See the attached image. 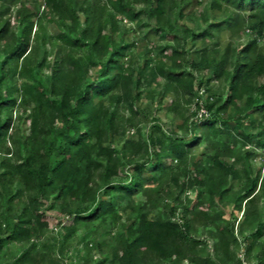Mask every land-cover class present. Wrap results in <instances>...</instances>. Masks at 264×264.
<instances>
[{"label":"trees","instance_id":"obj_1","mask_svg":"<svg viewBox=\"0 0 264 264\" xmlns=\"http://www.w3.org/2000/svg\"><path fill=\"white\" fill-rule=\"evenodd\" d=\"M151 93L158 102L142 104ZM257 148L264 0H0V252L30 239L42 203L68 218L66 240L80 232L87 254L98 251L90 264H264ZM229 205L242 211L237 227ZM64 244L50 254L31 241L9 264H59Z\"/></svg>","mask_w":264,"mask_h":264},{"label":"rangeland","instance_id":"obj_2","mask_svg":"<svg viewBox=\"0 0 264 264\" xmlns=\"http://www.w3.org/2000/svg\"><path fill=\"white\" fill-rule=\"evenodd\" d=\"M124 23H126L130 27L135 26L131 22H128L127 20H124ZM250 23L251 21H247L245 23V28H247ZM47 31L56 32V29L52 24H48ZM245 32H248V30H245ZM148 34H150V32H148ZM238 34L243 38L244 35H242L240 32H238ZM148 41L150 42L149 46L151 47L155 46L156 48H159L160 45L158 42V37L156 35L152 34L151 36H149ZM230 41H231V33L229 31H224L222 33V42L226 43ZM138 43L142 44V41L139 39ZM164 58L166 62L169 63V60H170L169 50L165 52ZM21 71L22 69L19 68L18 73H20ZM156 81H158V79H156L155 82ZM152 96H153L152 93L149 95H145V98L142 104H145V102H148V101L150 102L155 101V103H157L158 100L157 99L154 100V96L153 97ZM171 99L172 97L169 96L168 102H170ZM191 106H193V104ZM152 115L159 116L161 118V123L164 124V128L166 130H169L170 128L177 130L176 126L179 123V121L174 118L173 114L167 112L166 105H159V106L155 105L154 108L152 109ZM148 120L149 118H146L143 115H141L139 117V120L137 121L138 125L141 124L143 126V132H146L147 126L151 124L150 121ZM20 126H21V129H23L24 126L22 124ZM133 133H134V129L130 132V134H133ZM20 134H21V130H20ZM262 152L263 150L261 148H257V150L255 151V153H253V156L251 158V164L254 167L258 166L260 168V171H261L260 179L264 175V162L261 160ZM7 167L8 165L7 163H5L4 168H7ZM260 179L258 180V187L260 185L259 184ZM145 182L149 183L150 182L149 178H146ZM188 194L190 198H193L195 196V192L191 190L188 191ZM176 199H177L176 203H179V204L183 203V195H179ZM21 200H27V202H29V200L26 199V197L24 196H21L20 198H18V201H21ZM1 202L2 201H1V196H0V220H3L2 214H1L3 207H2ZM10 204L14 208L15 207L17 208L18 206L17 203L14 201H11ZM39 207L41 208L42 213H41L39 223L36 225L37 230L33 229L32 231L33 235L30 237V239L24 240L22 242L20 241L10 242L4 245L0 252V264H9L12 261V259L31 241L36 242L37 250H42L43 252L50 253V254H57L60 248V241L64 240L65 244L63 246V250H64V253L66 254V257L65 258L61 257L59 260L60 262H65L66 264H90L99 258L100 254L98 253L97 250L93 249L90 254H87L84 242H78L81 236L80 232L72 233V234L70 233L69 237H67V240H66L65 233L67 232V229H65L64 226L67 223V219H68L67 217L62 216L59 212L55 210H46V211L43 210L44 205L42 203H39ZM117 209L119 211L118 220L122 222V225L126 224L127 221L124 215L125 214L124 208L119 206ZM223 210L225 211L226 218L234 222L235 227H237L239 219L242 218V211L233 210L232 205H229L223 208ZM179 218H181V214L178 211V213H176L172 217V220L176 221ZM99 221L100 220L96 221L98 225H96L97 230H96V233L93 235V237L103 239L104 232H106V226L103 224H100ZM87 227L88 226H86L84 229L86 230ZM115 234H116V229H113L108 235V238H113ZM238 239L241 241V245H240V249L237 250V256L243 258L246 252L245 248L248 244V241L243 240L240 235H238ZM201 240L205 244H207L208 248H211V242H209L206 238H204V236L201 237ZM210 254H211L210 256H213L212 252H210ZM112 260H114V257L112 258ZM174 260H177L179 262V259L172 258L164 262L163 264H174ZM182 264H186V261L182 260Z\"/></svg>","mask_w":264,"mask_h":264},{"label":"built area","instance_id":"obj_3","mask_svg":"<svg viewBox=\"0 0 264 264\" xmlns=\"http://www.w3.org/2000/svg\"><path fill=\"white\" fill-rule=\"evenodd\" d=\"M201 114L202 115H206L207 114L206 110L205 109H201ZM261 160L264 162V150L262 152ZM60 264H66V263L65 262H60Z\"/></svg>","mask_w":264,"mask_h":264}]
</instances>
